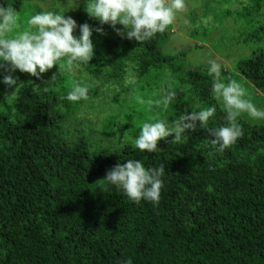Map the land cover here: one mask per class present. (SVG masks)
I'll list each match as a JSON object with an SVG mask.
<instances>
[{
    "label": "trees",
    "instance_id": "16d2710c",
    "mask_svg": "<svg viewBox=\"0 0 264 264\" xmlns=\"http://www.w3.org/2000/svg\"><path fill=\"white\" fill-rule=\"evenodd\" d=\"M34 1L0 3L19 11L24 30ZM262 10L264 0H249L240 13L252 27L237 69L264 92V21L253 18ZM164 37L104 46L93 31L89 64L54 66L40 79L17 70L16 91L0 83V264H264V124L239 117L244 134L223 153L199 125L180 143L160 140L155 153L132 147L143 122H171L197 105L216 107L209 128L227 123L209 65L164 52ZM74 82L89 85L87 100L61 99ZM169 85L176 97L165 111L157 101ZM106 111L101 123L88 118ZM128 159L164 166L158 204L134 203L102 180Z\"/></svg>",
    "mask_w": 264,
    "mask_h": 264
},
{
    "label": "clouds",
    "instance_id": "9594fccd",
    "mask_svg": "<svg viewBox=\"0 0 264 264\" xmlns=\"http://www.w3.org/2000/svg\"><path fill=\"white\" fill-rule=\"evenodd\" d=\"M84 3V10L100 25H109L121 38L139 43L164 32L174 22L176 13L185 6L184 0H84ZM19 20L20 13L12 4L0 3V71L8 73L3 75L0 83L8 89L15 87V91L21 85H18L19 78L13 75L17 70L40 79L54 66L70 70L74 64H89L95 54L91 39L93 31L103 34L102 27L93 29L85 23L79 26V35H74L77 22L71 16L66 17L65 13L43 11L34 14L28 18L24 30H19ZM117 25L122 28H117ZM207 74L213 81L211 94L221 102L226 112L227 123L224 126L209 128L216 107L197 105L198 110L183 113L171 122L167 119L143 122L139 135L132 140V147L142 153H155L160 140L171 136V142L180 143L188 132L196 131L199 125L213 137L209 139L212 149L223 153L244 134L238 123L242 114L247 113L253 120L264 121V109L252 102L239 82H223L219 63L209 61ZM56 79L57 75L53 74L48 83ZM88 92L87 83L74 82L61 99L69 102L87 100ZM175 97L176 91L169 85L157 104L167 111ZM164 173L163 165L146 168L142 161L128 159L126 163H118L108 170L102 180L134 203L144 200L158 204L164 186ZM126 264H132V260H127Z\"/></svg>",
    "mask_w": 264,
    "mask_h": 264
},
{
    "label": "rangeland",
    "instance_id": "374dc122",
    "mask_svg": "<svg viewBox=\"0 0 264 264\" xmlns=\"http://www.w3.org/2000/svg\"><path fill=\"white\" fill-rule=\"evenodd\" d=\"M248 2L249 0H184V8L176 13L174 22L164 31L162 48L168 54L184 52L185 63L193 66L209 65V61H216L221 65L223 82L236 80L247 90L252 102L258 108L264 109V92L253 86L237 69L239 59L249 52L239 40L247 26L252 27V24H248L240 14ZM84 9V0H78V3L76 0H65L60 3L36 0L30 3L28 14L32 16L43 11L65 13L66 17L71 16L77 22L74 35H79L80 25L88 23L94 29L103 28V34H99L102 35L104 46L123 42L113 28L109 25L102 26L98 21L95 23L94 19L86 15ZM253 18L264 21V10L254 13ZM116 27L122 28L121 25ZM104 46L101 48L102 51L105 50ZM131 80L133 77L128 78L125 83L128 84ZM120 89L119 87L118 90ZM96 101L105 103L106 92ZM130 105L133 111L134 103L131 102ZM113 112L119 113L120 108L110 113ZM107 114V111L101 115L91 112L88 118L93 123H101V118H105ZM241 118L253 124H264V121L251 119L247 113L242 114ZM109 138L108 135L103 134L105 142H108Z\"/></svg>",
    "mask_w": 264,
    "mask_h": 264
}]
</instances>
